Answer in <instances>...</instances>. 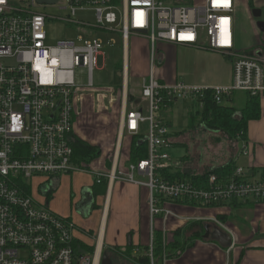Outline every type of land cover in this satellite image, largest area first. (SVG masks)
Segmentation results:
<instances>
[{
  "label": "built area",
  "instance_id": "1",
  "mask_svg": "<svg viewBox=\"0 0 264 264\" xmlns=\"http://www.w3.org/2000/svg\"><path fill=\"white\" fill-rule=\"evenodd\" d=\"M66 1L59 7L70 12L63 20L82 34L50 46L46 43V24L57 17L37 11V0L22 5L0 0V264H103L105 255L111 264H145V258L149 264H158L154 231L148 248L134 247L131 255L126 254L127 247L110 251L100 233L93 247L80 244L75 221L34 195L36 185L42 188L49 183L51 190L57 178L75 171L95 174L97 183L107 177L109 183L119 179L147 187L152 222L156 216L172 214L164 205L166 200L201 206L234 200L264 203V178L249 179L243 167L229 175L211 173L205 183L174 180L163 174L183 168V162L173 161L167 151L174 139L168 122L159 115L164 104L188 98L197 102L208 91L219 104L229 101L236 92L264 95V52L235 49V0H204L200 5L197 0ZM79 10H94V22L77 18ZM109 27L121 32L124 54L131 36L150 42L151 73L144 78L140 91L147 106L135 98L138 107L126 109L132 96L126 56L122 69L125 106L121 128L132 136H141L147 124L144 139L149 145L148 158L130 163L126 173L79 165L74 162L72 146L83 90L77 84L75 69L86 67L87 88H95L93 70L104 41L93 32ZM109 42L116 43L113 39ZM160 43L217 54L223 61L219 76L211 81L204 77L174 82L157 78L155 66L168 57ZM6 59L15 63L6 64ZM137 173L141 177L136 178ZM161 264H168V259Z\"/></svg>",
  "mask_w": 264,
  "mask_h": 264
},
{
  "label": "rangeland",
  "instance_id": "2",
  "mask_svg": "<svg viewBox=\"0 0 264 264\" xmlns=\"http://www.w3.org/2000/svg\"><path fill=\"white\" fill-rule=\"evenodd\" d=\"M11 1L17 5H22L28 0ZM203 3L204 0H197L198 5ZM65 4H67V1L61 0V4H39L36 7L37 11L45 12L58 18L54 20H48L46 24V43L50 46H56L62 40L78 39V36L82 34L81 31L71 27L66 21L63 20V17H66L70 14L68 10H61L59 8L60 5ZM254 9H261L263 11L262 18L264 19V0H235L234 21L236 30V50H241L243 45H248L250 43H252L251 45L255 46L258 39L259 41L261 40L262 35L256 26L257 20L253 16ZM77 18L94 22L95 12L94 10H79L77 13ZM96 35H98L99 38H102L104 41L101 52L97 58L96 66L93 70L94 85L98 91L92 93L94 94V99L90 109L87 108L85 111H83V109H81L82 105L77 106L76 118L78 119V123L83 126V133L88 137V139L97 140L96 138L101 137L105 132L111 131L108 132L109 139L106 142L110 144L109 147L103 146L102 148H116L118 147L119 141L121 142L120 147L122 148L123 145L128 144L132 136L126 132V130L123 131L120 127V123L123 119V89L122 87H117L121 85L122 81V67L120 66L122 64L121 39H117V44L112 46L108 41V37H106L103 31H97ZM158 46L160 49H162V52L168 56V59L160 65L155 66V75L157 78H162L167 82H174L177 80L194 81L195 79L200 80L204 77L205 79L211 81L212 79H216L221 72L223 61L217 54L192 51L180 46L171 47L161 43ZM253 50L261 51V48L257 45V48L251 49L249 51L253 52ZM137 54L138 53L135 52L130 54L131 70L129 93L132 95V98L135 97L136 99L141 100L144 105H146V102H144L140 91L144 78H149L150 76V62L148 63V60L145 62V60L141 59L139 56H137ZM4 62L6 64L15 63V61L12 59H6ZM75 77L79 86L87 88L89 82V72L86 67H77L75 69ZM192 103L193 100L190 98L183 99L176 102L174 106L164 110V116L167 118L168 126L171 131H186L183 133L182 137L180 136L178 138L179 143H188V146L176 145L168 148L167 151L173 161H179L180 157H182L185 153L190 152L191 159L183 160L184 163L182 164L187 170L202 168L201 166L204 164L213 167L212 164H215V161L222 162V160H224L226 157L228 158L227 151H230L231 147L229 146L226 139L225 142L223 141L219 144H216L212 141V143L216 144L215 146L212 144L209 145V143H202V140H207L210 135L202 129V125L198 128L189 127L190 111H196V107ZM224 104L234 105L237 108H240L244 104V98H242L240 101L226 100ZM113 116H115V118H113ZM147 134L148 126L145 124V126L142 127L141 136L144 138L147 136ZM212 134V136H214L213 138L222 135L227 137V135H225V133L222 131H217L216 133L212 132ZM248 136L252 141V138L257 136H260V138L264 139V126L259 127L257 125L251 124L248 129ZM174 141L176 142L177 139ZM198 142H200V145ZM197 143L198 147L196 146ZM242 147L244 148V144L239 142L235 161L238 166L247 168L249 167L247 162L249 157L242 153ZM186 148H190V150L188 151ZM97 161L98 162L95 161V163H92V166H89V168H93L94 166L96 167L102 162L101 159L100 161ZM127 167L128 166H126V168ZM261 173L262 172L258 170V173L254 179L260 178ZM85 177L86 181L91 179L89 175H85ZM38 188L39 186L36 185L33 193L42 203H47L49 199L51 208L62 214L64 213L66 215H72L73 220L78 222L76 223L80 227V230L82 228L89 231H97V226L100 223L102 214V200H97V204L101 205V207L96 208L94 211L91 210V212H85L84 216L75 209L81 200L80 195H82L83 189L91 190L90 187L80 189L81 193L76 194V197L74 198L72 194L67 195L65 193L67 192L68 187H63V178L61 179L60 188H58L55 192L53 191L52 197L50 198H48V196L45 197L40 195ZM48 189L49 183H46L43 185L42 192L45 193ZM73 192L75 191L73 190ZM115 206L116 202L114 200L107 224L106 245L108 243L109 236L116 233L117 229H120V217L118 211L115 209ZM237 214L244 215V218H241L240 216L242 220H238L241 223L239 227L241 228L243 242L250 241L252 237L253 239L248 244L246 242V244L238 245L233 255L239 256L240 258L242 257L241 260L242 262L244 261L243 263L245 264H264V219L257 218V216H255L258 214V210L254 206H250V208L246 209H240L239 212L238 209H235L233 217L236 218ZM247 214H251L250 218H245ZM258 215H260V213ZM254 224L255 226H253ZM114 230L116 232H113ZM253 233H255L254 236ZM79 236L85 242L92 243V240L87 233L82 232ZM174 237L171 239L172 242L175 240ZM164 241L166 244L169 242L166 239ZM190 243L191 240L189 244ZM150 244L151 237L149 241L145 243V245L147 247ZM86 245L93 246L91 244ZM209 249L210 248L195 249L191 254L196 252L212 253V251ZM180 255H182V253L176 252L173 257H179ZM169 258L172 257H169L168 251L164 249L161 261L164 262V260ZM241 260L238 264L242 263Z\"/></svg>",
  "mask_w": 264,
  "mask_h": 264
},
{
  "label": "crops",
  "instance_id": "3",
  "mask_svg": "<svg viewBox=\"0 0 264 264\" xmlns=\"http://www.w3.org/2000/svg\"><path fill=\"white\" fill-rule=\"evenodd\" d=\"M99 30L103 31L106 37H108V41H110L111 39L115 41L117 39H121V50H122L121 66L123 69L125 56H126L129 81H130V70H131L130 54L132 52L138 53L137 56H139L141 59H144L145 62L147 60L148 63L150 62V42L147 38L131 36L128 40V46L125 49V54H126L125 55L124 46H123L124 44L123 37L118 29L115 30L110 27L97 28L93 32V35L98 36L96 35V32ZM259 31L262 35L261 40L259 41L258 39L255 46L251 45L252 43L248 45H243L241 47L242 48L241 50L249 51L251 49L257 48V45L260 46L261 48V46L264 43V33H262L260 29ZM115 44H117V41ZM171 47L174 46L171 45ZM120 86L121 87L123 86V81H121ZM120 86L118 88H121ZM81 88H83V90L81 91L82 96L80 98L81 100L78 103V106L82 105L81 109L85 111L87 108L89 109L91 108L94 99V94L92 93H95V91L98 90L97 88H93V89L84 88V87ZM108 88H112V87H108ZM242 93L243 92L235 93L231 97V99H229V101H240L242 98H244V104H245L246 96L243 95ZM259 99L262 108L261 118L258 120L251 121L250 123L262 127L264 126V95L259 97ZM174 104L175 103L171 104V107L174 106ZM192 104L194 105L195 102H193ZM124 106H123V111H124ZM130 106L138 107V104L136 102H132L130 104L128 103L126 105V109L129 108ZM168 108H170V106ZM168 108L163 109L161 112H159V115L163 116L166 120L167 118L164 116V110H167ZM113 118H115V116H113ZM250 123L249 126L251 125ZM82 127L83 126H81L78 123V119L76 118L74 124V133L80 138L89 142L90 144L99 146L102 152L101 156L95 160L96 162H98L97 160L100 161L101 159L102 160L101 164L96 167L94 166L92 169L107 171L110 170L111 168H116L126 173L129 164L131 163L130 153H131V142L133 140V136L130 134L132 136L131 140L128 142L127 145L126 144L123 145L122 148L120 147L121 142L119 141L118 147L104 149L102 148L103 146L109 147L110 145L109 143L106 142L109 139L108 132L111 131L105 132L104 134H102L101 137L96 138L97 140H90L83 133L84 129H82ZM120 127H121V123H120ZM252 139L253 141L250 140L248 136V139L245 142L244 141L241 142L246 145V148L245 146L244 148L242 147L241 151L245 156L249 157L247 161L249 167L246 168L243 166H238L237 164L236 166L245 168L247 170V173L250 175L249 179L257 180L264 178V173H263L264 172L263 171L264 170V139L260 138V136H257L255 138L253 137ZM237 150L238 149H236L235 152L232 153L230 151H227L228 158L226 157L224 160H222V162L215 161V164L212 165L214 167L223 165L233 155H234L233 157L236 158ZM95 161H93L92 163H95ZM92 163L89 166H92ZM126 166L128 167L126 168ZM182 169H186V168L183 167ZM182 169H170V170L175 172L177 170H182ZM258 170L262 172L261 177L254 179V177L258 173ZM85 175H89L91 179L86 181ZM135 177L136 178L141 177V175L137 173L135 174ZM62 178H63V187H68L67 192L65 193L67 195L72 194L73 198L76 197V194L81 193L80 189L85 187L91 188V190H88L89 192H92L91 195H88V193L84 194V189H83V193L82 195H80L81 200L78 206L75 207V209L78 210L83 216L85 215V212H91V210L94 211L96 208L101 207V205L97 204L98 199H101L102 200L101 203H103V206L101 208L102 211L101 219H100V223L97 226V231H93V230L89 231L82 228L80 230V227L77 225L79 228V230L76 232L77 242L80 244H91L94 246L97 242L98 234L100 233V237L102 238L104 244L106 245L107 224L109 220V213L110 210L112 209L114 200L116 202L115 209L118 211L120 217L119 219L120 229H117V232L114 230L113 232L116 233L111 234L109 236V240L106 246L111 248L114 246L127 247L129 244H133V247L144 248L146 247L145 243L149 241L151 237V232L155 230L161 231L163 238L169 242L174 236L176 237L178 232L181 233L180 240H188L189 237L194 232L200 229L199 226H195L194 224L200 223L204 225L203 228L204 230L206 229V226H217L223 229L225 232H227L229 235L233 237L234 240L233 246L231 248L224 247L216 240H213L211 238L210 239L205 238L204 237L205 235H203V239L196 238L191 243L192 245L186 248V250L182 253V255H180L179 257L169 258L168 264H233V263L236 264V262L239 260L240 257L233 255L234 251L237 249L238 245L246 244L247 242V241L243 242L241 228L239 227L241 223L238 221V220H242L241 218L242 217L244 218V215L237 214L236 218H234L233 216L235 209L236 210L238 209L239 212L240 209L250 208V206H243L237 208L232 207L233 208L232 209L231 207L226 205L221 207H198V206L171 203L169 205H166L165 207L170 209L172 214H170L169 216H166L165 214H161L159 216H156V218L152 222L149 212V203H148L149 190L145 186H140L138 184L128 182L125 180H119V179L113 181L112 183H109V179L107 177L103 178L102 183H97L95 174H91L90 172H84V171H75L72 173L63 174V176H60L59 178H57V180L54 179L55 182L51 184V190H48L45 193L42 192L43 186L42 188L39 187L38 190L40 192V195H42L41 193H43L45 197L47 195L48 198L52 197L53 191L55 192L58 188H60ZM73 190L75 192H73ZM48 204L51 207L49 203V199H48ZM105 205H108L106 210H104ZM254 207L258 210V214L260 213V215L256 214L255 216H257V218L264 219V203L255 204ZM51 209L54 210L53 208ZM54 211L58 212L56 210ZM62 215L72 218V215H66L64 213ZM221 215L222 217H220ZM250 215L251 214H247L245 218H250ZM216 221H220L223 225L222 226L219 225ZM253 226H255V224ZM81 231L87 233L88 236H90L92 243L85 242L79 236L82 233ZM254 235L255 233H253V236ZM247 237H251V236H247ZM252 239L253 237L251 238V240ZM251 240L248 241L247 244L251 242ZM202 248H210L209 250L212 251V253L196 252L194 254H191L193 250L202 249ZM240 260L237 263H239ZM243 262L240 264H245Z\"/></svg>",
  "mask_w": 264,
  "mask_h": 264
},
{
  "label": "trees",
  "instance_id": "4",
  "mask_svg": "<svg viewBox=\"0 0 264 264\" xmlns=\"http://www.w3.org/2000/svg\"><path fill=\"white\" fill-rule=\"evenodd\" d=\"M121 66V65H120ZM122 67V66H121ZM121 87V86H120ZM118 88V87H117ZM237 93V92H236ZM245 95V104L242 108H237L234 105H227V104H219L214 100V94L212 91H208L205 93L204 97L198 98L197 102H195L194 106L196 107V111H190L189 114V127L190 128H198L201 125L203 126V130L207 132L210 136L207 140H202L203 144L209 143V145H216L217 143L225 142L227 140L230 148V152H235L238 149V143L242 141H246L248 139V129L249 123L254 120H258L261 118L262 115V108L261 102L259 97L250 96L249 94L243 92ZM132 98V96H131ZM135 97H133L129 102H134ZM171 104L168 103L162 106L163 109L171 107ZM131 107V106H130ZM129 107V108H130ZM167 121V120H166ZM168 122V121H167ZM217 131H222L225 133L226 136H218L213 138L212 132L216 133ZM186 131H171L170 136L177 141L173 142L172 147L176 145H185L188 146L186 142L178 141V138L183 136V133ZM144 139L143 136H133V142L131 144V153H130V162L137 163L141 160L148 158L149 156V145L147 141L139 144V141ZM215 142V143H212ZM200 145V142H198ZM198 143L196 146L198 147ZM73 150H74V162L79 165L89 167V165L98 159L102 152L101 148L97 145L90 144L86 140L80 138L75 133H73V142H72ZM188 151L190 148H186ZM234 156V155H233ZM231 156L223 165H219L217 167H210L207 164L201 166L202 168L199 169H182L177 170L175 172L171 170H165L163 172L164 176H167L171 179H187V180H194L195 182L203 181L206 182V179L209 174L211 173H218L219 175H229L233 173L237 166L235 162V158ZM191 159V154L185 153L180 160ZM184 163V162H183ZM264 171V170H263ZM264 173V172H263ZM171 203L181 204V205H191V206H198V207H221V206H229V207H243V206H254L256 203L253 201L243 202V201H232L227 204H214V205H207L201 206L196 203H188L186 201L180 200H166L165 206ZM222 217V215L220 216ZM195 226H199L200 229L194 232L188 240H180L181 233H177V238L174 237V242L170 241L164 245V238L161 231H154V254L157 258L158 264H161L162 256L164 253V249L168 251L169 257H173V255L178 253H183L186 248L190 247L192 242L196 238L203 239V235L205 233L204 225L195 223ZM191 240V243L189 244ZM145 249L148 247H144ZM143 248V249H144ZM110 251L118 252L120 247H112L109 248ZM134 247L133 244H129L127 246L126 254L131 255L133 254ZM145 264H149L148 259H144L143 261ZM238 264V263H236Z\"/></svg>",
  "mask_w": 264,
  "mask_h": 264
},
{
  "label": "water",
  "instance_id": "5",
  "mask_svg": "<svg viewBox=\"0 0 264 264\" xmlns=\"http://www.w3.org/2000/svg\"><path fill=\"white\" fill-rule=\"evenodd\" d=\"M37 2L41 5H54V4H57L59 0H37ZM253 16L257 20L256 22L257 27L261 30L262 33H264V20L262 18L263 11L261 9H254ZM144 141H146V138L140 140L139 144L143 143ZM87 193L88 195H91L92 192H89L88 190H84V194H87ZM209 232H210L209 226H206V234L204 236L205 238H211L213 240H216L222 246L227 247V248H231L233 246V243H234L233 238L223 229L216 228L215 231L212 233L211 237H209L210 235ZM103 264H111L110 259L106 255L104 256Z\"/></svg>",
  "mask_w": 264,
  "mask_h": 264
},
{
  "label": "flooded vegetation",
  "instance_id": "6",
  "mask_svg": "<svg viewBox=\"0 0 264 264\" xmlns=\"http://www.w3.org/2000/svg\"><path fill=\"white\" fill-rule=\"evenodd\" d=\"M261 51H264V43H263V45L261 46ZM216 228H219V227H217V226H209V229H210V235H209V237H211V235H212V233L215 231V229ZM206 234V229H205V233H204V235ZM210 239V238H209Z\"/></svg>",
  "mask_w": 264,
  "mask_h": 264
}]
</instances>
